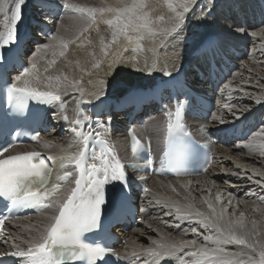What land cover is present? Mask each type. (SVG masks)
Wrapping results in <instances>:
<instances>
[{"label":"bare ground","instance_id":"1","mask_svg":"<svg viewBox=\"0 0 264 264\" xmlns=\"http://www.w3.org/2000/svg\"><path fill=\"white\" fill-rule=\"evenodd\" d=\"M247 1L144 0V11L149 14L151 30L129 31L126 35H117L115 40L112 37V27L105 23L106 20L113 19L115 13L97 11L96 22L89 25L80 19V14L68 9L63 18L55 23L56 33L52 36L55 39L45 40V37H40L43 44L51 45L50 48L44 49L39 43L34 46V54L31 55L34 50L29 53L31 61L38 64L42 71L34 83L37 88L40 91L64 94L70 105H73L84 98L109 92L122 94L142 79H152V73L170 74L189 58L191 45L197 44L209 32L220 34L223 45L239 50V54L232 56L233 64L236 65L235 71L216 89L219 101L217 111L205 123H208L213 135V130L232 124L236 118L247 116L248 119L253 116L251 124L258 123V129L247 140L234 143L226 140L219 144L215 163L203 176L152 178L149 193L141 202L143 210L150 211V214L125 234L126 242L119 247L120 253H138V256H146L152 255L147 249L158 246L154 241L177 244L181 241H195L194 245L178 250L174 255L155 258L152 262L167 264L172 259L174 262H181L182 259L191 264L195 257L189 253L203 247H216L211 241L204 240V236L215 233L214 230L203 227L200 222L202 218L196 215V210L215 218V213L225 206V215L233 220L243 213L248 230H252L255 221V232L259 235L254 238L263 242L261 224H264V24L260 27L250 22V26L247 19L244 23L243 18L239 19L235 6L238 7ZM257 1L249 0V3L254 4ZM128 3H131V0H68V4L95 9L118 7ZM11 5V0H0L1 23L5 19L4 9L7 11ZM177 13L181 16L177 17ZM161 16L163 20L159 19ZM186 40H189L191 45L185 42ZM191 58L196 62L200 61L198 58ZM186 73L192 76L195 71L190 68ZM209 88V85L204 87ZM257 115H261V118L256 117ZM162 118V115L154 112L148 118L145 128L140 130L142 136L145 133L150 135L152 146L156 150L162 144V136L165 133V121ZM118 119L124 123L126 118L121 115ZM190 122L195 131L203 123L196 120ZM114 139L126 156L127 136L119 131ZM71 145L70 137L61 138L56 133H48L31 149L50 154L64 152L65 148ZM217 193L220 194L219 200L216 198ZM208 203H211L213 208H209ZM188 205L192 207L189 208ZM189 212L192 213L191 216L187 215ZM54 215V211H47L16 221L15 224L19 225V228L12 246H31L32 240L39 239L44 234ZM181 218L183 219L179 220ZM193 228L196 229L195 232L192 231ZM119 230L121 231V228ZM222 247L229 252L241 253L231 260V264H247L243 255L244 246L232 244ZM201 264L207 262L202 261Z\"/></svg>","mask_w":264,"mask_h":264},{"label":"snow or ice","instance_id":"2","mask_svg":"<svg viewBox=\"0 0 264 264\" xmlns=\"http://www.w3.org/2000/svg\"><path fill=\"white\" fill-rule=\"evenodd\" d=\"M26 2L27 0H11L12 12L7 17V29L5 33L0 34V65L8 62L12 50L18 48L23 41L24 34L19 26L23 21L22 8ZM64 7L80 14V19L89 25L96 22L95 13L97 11L115 13L113 19L105 21L113 29V40L116 39L117 35H126L129 31L151 30L149 14L144 11L146 7L144 0H131V3L123 6L100 9L74 4H64ZM169 7H172L171 3H169ZM173 10L175 11V9ZM4 11L6 12V9ZM176 15L177 17L181 16L180 13ZM159 19L163 20V17L161 16ZM50 46V44L45 43L41 47L48 49ZM35 67L36 65L33 63L31 68ZM28 75H30V69L25 66L21 75L16 77V82L10 84L6 82L9 102L16 111L22 112L28 99L45 103L61 100V96L52 91H39L29 87L28 81L23 79ZM17 82H21L23 86H18ZM257 102H260V98L257 99ZM75 123L77 126L80 124L79 121ZM97 123L102 127V122L98 121ZM171 128L172 125L170 124L169 129ZM72 131L76 132V129L73 128ZM78 136L83 138L80 150L67 159L70 164L80 169V174L79 178L75 180V187L68 190L67 196L55 198V195L62 191L60 184H55L51 188L47 186L51 169L48 167L46 159L51 161L53 157L45 159L39 152H28L0 159V196L9 200L12 205L23 207L38 206L41 205L42 201L52 198L46 206L58 212L57 215L51 217L45 234L39 239L32 240L31 246L26 250L18 248L12 253H0V256L11 255L25 258V264H63L64 261H80L84 258L88 259V264H96L98 260L103 261L105 255H115L111 253L110 249L82 243L80 237L82 233L90 232L100 226L105 205L109 203V197L105 191L106 185L113 183L123 186L124 191H127L128 182L123 171V165L112 164L105 156L96 157L95 155L91 159L93 161L99 159L100 164L95 162L86 164L85 153L88 141L95 139L101 144L107 142L101 139L100 132L93 134L91 131L88 133L81 131ZM138 143L139 141L133 136L134 150ZM0 151H7V148ZM64 178L66 177H60V179ZM144 190L147 191L148 189L145 188ZM249 194L246 193V195ZM216 198L220 199L219 193L216 194ZM229 203H231V199ZM188 207L191 208L192 205H188ZM208 207L213 208V205L208 203ZM213 211L215 213V209ZM226 211L227 207L225 206L218 213H215V218H212L196 210V215L202 218L200 222L203 227L210 231L214 230L215 233V235L204 236V240L211 241L216 247H203L189 253L195 257L191 264H201L202 261H206L207 264H231V260L240 256L241 253L226 251L222 245L232 244L245 247L243 255L246 257L247 264H264V242L254 238L259 235L255 232V221H253L252 230H248L244 223L243 213L240 214L239 218L233 220L225 215ZM187 215L191 216L192 213L189 212ZM5 219L6 217H0V230L3 229ZM192 231L195 232L196 229L193 228ZM153 243L158 246L149 248L147 251L158 259L174 255L176 251L194 245L195 241H181L178 244L155 241ZM181 264H187V262L181 259Z\"/></svg>","mask_w":264,"mask_h":264},{"label":"rangeland","instance_id":"3","mask_svg":"<svg viewBox=\"0 0 264 264\" xmlns=\"http://www.w3.org/2000/svg\"><path fill=\"white\" fill-rule=\"evenodd\" d=\"M211 2H212V1H211ZM71 16L73 17L74 15L71 14ZM233 143H234V142H233ZM182 219H183V218H181V219H179V220H182ZM263 225H264V224L262 223V224H261V230H262V235H263L262 238L264 239V232H263V231H264V229H263L264 227H262ZM263 242H264V240H263Z\"/></svg>","mask_w":264,"mask_h":264}]
</instances>
